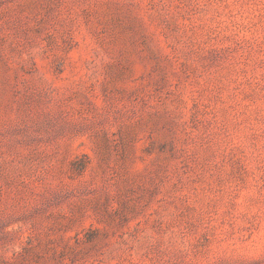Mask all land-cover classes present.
<instances>
[{
	"label": "rangeland",
	"instance_id": "obj_1",
	"mask_svg": "<svg viewBox=\"0 0 264 264\" xmlns=\"http://www.w3.org/2000/svg\"><path fill=\"white\" fill-rule=\"evenodd\" d=\"M0 264H264V0H0Z\"/></svg>",
	"mask_w": 264,
	"mask_h": 264
}]
</instances>
